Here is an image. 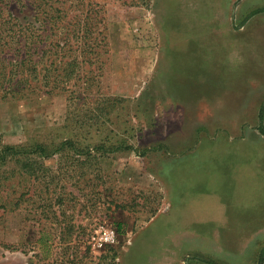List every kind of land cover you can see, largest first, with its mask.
Masks as SVG:
<instances>
[{
	"label": "rangeland",
	"instance_id": "obj_1",
	"mask_svg": "<svg viewBox=\"0 0 264 264\" xmlns=\"http://www.w3.org/2000/svg\"><path fill=\"white\" fill-rule=\"evenodd\" d=\"M241 1L0 0V24L40 28L44 64L74 32L81 77L13 96L0 76L2 145L73 142L36 179L4 175L0 264L258 263L264 12L245 9L264 0ZM204 220L214 236L189 239Z\"/></svg>",
	"mask_w": 264,
	"mask_h": 264
},
{
	"label": "trees",
	"instance_id": "obj_2",
	"mask_svg": "<svg viewBox=\"0 0 264 264\" xmlns=\"http://www.w3.org/2000/svg\"><path fill=\"white\" fill-rule=\"evenodd\" d=\"M33 7L38 9L41 4L39 2L34 3ZM259 12L261 11H256L252 15ZM14 20L17 22L16 24H0V49L5 48L0 52L8 50V55L12 56L10 59H4V63H0L5 64L9 60V66L12 67L11 71L7 75L0 73V76L5 80L8 78L9 88L15 90L12 92L14 93L13 96L20 95L23 92V94L31 93L39 89L46 94L71 92V95H74V91H70L71 81L76 78L81 80V77H79L80 71L77 72L78 62L72 56L63 53L64 50L70 51L69 49L72 48L70 35L74 32H67L63 43L52 41L53 44H51L49 52L53 58L44 64L45 52H41V56L39 52L40 40L41 44L44 40L42 33L40 34V28L34 24H20L16 18ZM60 53L68 58L59 57ZM3 68H7V66ZM84 80L86 81L83 85H87L88 78L84 77ZM12 81L14 84L11 83ZM5 97H2V99ZM263 113L264 108L261 109L260 113L261 126L259 129L264 135ZM54 147H52L54 149L52 151L51 147L39 143L30 145H2L0 143V169L4 170L12 167L0 172V192L5 187L6 182L11 180V177L4 178L6 173L16 170V173L20 176L28 175L36 179V174L42 168L40 159H48L57 151L66 150V148L71 150L73 142L66 141L60 146ZM11 174L14 175L13 172ZM257 264H264V250L261 252Z\"/></svg>",
	"mask_w": 264,
	"mask_h": 264
},
{
	"label": "crops",
	"instance_id": "obj_3",
	"mask_svg": "<svg viewBox=\"0 0 264 264\" xmlns=\"http://www.w3.org/2000/svg\"><path fill=\"white\" fill-rule=\"evenodd\" d=\"M231 3H235V2H231ZM230 3V4H231ZM239 3V2H238ZM244 4H246V5H248V2H247V0H243V1H241L239 4H237V6H239V5H244ZM249 6H250V4H249ZM245 11H250V12H256V11H263L264 12V9L262 8H247V9H245ZM206 22V21H205ZM204 22V24H206ZM231 40V39H230ZM217 41H219V40H216V43L217 44H219V43H221V42H217ZM246 44V43H245ZM215 49H217V52H222V50H221V48H218L217 47V45H215V48H214V50ZM221 50V51H220ZM226 59H229L228 57L226 58ZM202 144V143H201ZM201 144H199V146H198V149H197V152H196V154L195 155H199L200 154V151H199V149H200V147H201ZM201 150V149H200ZM199 152V153H198ZM198 153V154H197ZM194 155V156H195ZM253 169V171H254V167L252 168ZM255 178V177H254ZM263 179H262V177L261 176H258L257 178H255V182H258V183H260V181H262ZM171 199H174V195L171 197ZM171 201V200H170ZM170 210V209H169ZM188 211H189V209H188ZM159 215V214H158ZM157 216V215H156ZM191 221L190 220H188V223H190ZM213 224H214V222H213V220H204V221H202L201 223H199L196 227H193V229H195V233H191L190 234V237H189V239L190 238H193L194 239V241L196 240V241H199L200 240V238H205L206 236H214L213 234H215L214 233V231H213ZM208 228V230L209 231H211V233H207L205 230ZM178 243H183V242H181V241H179Z\"/></svg>",
	"mask_w": 264,
	"mask_h": 264
}]
</instances>
